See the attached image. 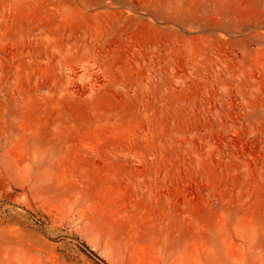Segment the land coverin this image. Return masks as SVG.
<instances>
[{"label":"rangeland","instance_id":"374dc122","mask_svg":"<svg viewBox=\"0 0 264 264\" xmlns=\"http://www.w3.org/2000/svg\"><path fill=\"white\" fill-rule=\"evenodd\" d=\"M264 264V0H0V264Z\"/></svg>","mask_w":264,"mask_h":264},{"label":"trees","instance_id":"16d2710c","mask_svg":"<svg viewBox=\"0 0 264 264\" xmlns=\"http://www.w3.org/2000/svg\"><path fill=\"white\" fill-rule=\"evenodd\" d=\"M86 254L96 263V264H107L104 259L98 256L93 250L85 246Z\"/></svg>","mask_w":264,"mask_h":264}]
</instances>
